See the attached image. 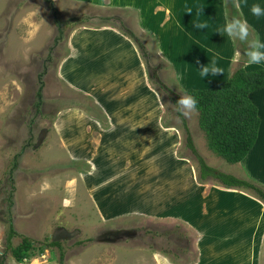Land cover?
<instances>
[{
  "label": "rangeland",
  "instance_id": "1",
  "mask_svg": "<svg viewBox=\"0 0 264 264\" xmlns=\"http://www.w3.org/2000/svg\"><path fill=\"white\" fill-rule=\"evenodd\" d=\"M239 3L237 9L233 0H0V264H264V201L248 189L238 188V193L221 189L212 179L199 181L197 159L186 145L187 130L207 164L255 182L237 163L208 148L197 112L184 118V127L175 111L179 95L199 89L203 79L195 56L190 55L195 52L188 48L182 61L186 69H176L160 50V40L169 42L170 37L180 45L192 35L198 36L197 41L205 33L217 38L216 28L233 16L247 21L252 34L264 43V32L254 30L256 20L264 28V16L253 17L245 7L264 8V0ZM71 19L76 21L74 27ZM184 19L188 24H183ZM195 23L207 27L197 29ZM113 35L114 48L109 49L104 45ZM116 35L133 47L128 53L134 55L138 69L130 60L127 67L116 62L112 52L121 44ZM225 36L243 53V45ZM232 66L218 78L230 77L237 69L258 70L238 62ZM40 73L42 100L36 110ZM137 74L139 89L132 80ZM250 94L256 106L261 96L253 99ZM151 99L161 109L153 125L148 117H139L150 111ZM256 108L259 119L260 107ZM147 124L152 131L144 133L153 138L142 133L131 137ZM156 124L167 130L161 140L156 137ZM135 137H142L133 147L136 151L118 153L119 147L129 149V139ZM111 147L110 172L116 176L112 174L92 195L81 174H88L96 186L105 175L90 173L97 169L101 152ZM178 163L193 167L189 178L199 189L194 202L198 207L189 220L183 199L176 206L168 203L173 185L180 186L175 183ZM259 183L264 191V182ZM230 193L228 199L234 196V207L239 209L233 214L237 222H253L262 229L256 233L253 227L250 232L251 245L246 246L250 257H237L244 251L241 238L226 251L231 255L199 257L204 249L208 256H222L226 250L225 236L215 233L214 220L200 227L202 235L191 225L203 213L221 220L229 201L224 195ZM243 200L245 204L240 203ZM10 225L15 234L8 242ZM22 237L31 239L35 247L51 241L61 247L44 246L18 262L6 245H17Z\"/></svg>",
  "mask_w": 264,
  "mask_h": 264
},
{
  "label": "crops",
  "instance_id": "2",
  "mask_svg": "<svg viewBox=\"0 0 264 264\" xmlns=\"http://www.w3.org/2000/svg\"><path fill=\"white\" fill-rule=\"evenodd\" d=\"M239 4L241 5V3H239ZM245 7H246V9H247V7H249L251 9L252 6H245ZM185 10H186V8H185ZM208 12H210L209 9H208ZM210 13H212V12H210ZM217 17L221 18V15L216 16L215 18L217 19ZM169 20H170V18H169ZM198 20H200V19H198ZM186 21H188V20H186ZM190 23H192V21H190ZM190 23H189V25H190ZM260 23L261 22L259 20H256V22L254 23V27H256L257 29H254V30H256L260 33L261 32L263 33L264 28L259 26ZM183 24H188V23H185V19L183 21ZM224 24H226V22H224ZM221 25L222 24H220L218 26V28H216V30H218V32L224 26V25H222V26ZM207 35H208L207 33L203 34L202 37H204V36L205 37H204V39H202V37H201V41H197L198 36L192 35L191 38L188 41H185L182 45H180L181 42H175V39H173L174 37H170L171 40L169 42L168 41L165 42V41L160 40L161 41L160 50L162 53L168 55V58H169L170 62L172 63L171 65L174 66L176 69H186L183 66L184 63H182V61H184L187 57L185 55H187L186 51L188 48L190 51L195 52V53H191L190 55L195 56V58H196L195 61H196L199 69L202 68V66L204 65L203 60H204V58H205L204 56L206 54L207 60H208L206 62L208 64H211L212 62H214L215 66L220 68L221 72L224 74L227 68H230V69L233 68L232 65L234 64V62H236V60H235V53L236 52L235 51H237L236 49H238V46L235 47L232 44V42L225 36V34L221 36L218 33V35L216 36L217 38H214V37L209 38V37H206ZM113 36L114 37L110 38V41L107 43L108 46H107V44L104 45L105 47H108L109 49L111 48L110 47L112 45L111 40H115V35H113ZM116 36L118 37L116 42L121 43V44L117 45L115 50L112 52V54L117 56V58H118L116 62H118V63L121 62L122 65L124 63V66L127 67V66H129L128 60H130V65L132 66V68L134 67V68L138 69L137 68L138 66L136 65V63L133 60L135 58L134 55H132V54L130 55L128 53L129 46H131V45L128 46V42L124 41L123 37H121L119 35H116ZM183 37L186 38V36H183ZM112 48H114V44L112 45ZM234 48H236V49H234ZM132 49H133V47H132ZM179 53L182 55H178ZM240 63H242V62H240ZM254 69H264V65L262 64V65L249 66V70H254ZM218 77H219V75H216V76L209 75L208 77H203V79H201V81L199 83L200 85H198V88H209V87L214 86L218 83H221V82H223L229 78V76L228 77H226V76L220 77V78H218ZM139 78L140 77L137 74V78H133L132 80H133V82L137 83L139 81ZM141 79H142V77H141ZM196 79H197L196 81H199L200 77L198 76ZM196 81L192 84V87H195L193 85H196ZM137 86H138V89L142 88L140 86L139 82H138ZM261 91H263V92L260 93ZM252 94H254V96L252 97L253 99H254L255 95L259 96V94H260V96H261L258 101L254 102V104L256 103V106L260 107L259 113H258L260 123H259L258 132H257V138L255 140L254 145L249 150V152L244 157V159L240 162H237V164H238L237 166L241 167V169H244L247 174H249L252 178H254V181L257 184L261 185L259 182H264V86L259 88V89H256L254 92H252L250 94V96ZM134 97L136 98L137 96L135 95ZM149 107H150V109H148V110H150V111H148L145 116L141 115L139 117H142V118L148 117L147 120L150 121L149 123H151L152 120H154V119H155V121L158 122L159 121V115L161 114V112H159V111H161V109H160L159 104L157 103V100L152 102V99H151V104ZM153 109L155 111H152ZM141 114H144V110L141 112ZM141 122H142V120L140 121L139 124H141ZM139 124H138V126H139ZM153 124H155V123L152 122L151 125H153ZM151 125L150 126L148 124L145 125L143 131L140 130L138 132V131L134 130L133 131L134 134L131 137L136 136V133H142V135L144 137L153 138L154 135H152L150 133H144V132L152 131V129L150 128ZM155 127H157L156 128L157 132H155V131L154 132L158 135L156 137L158 138V140H161L164 137L167 130L163 129V127H159L157 124L155 125ZM167 128H168V126H167ZM140 140H142V137H139V140L136 139V137L130 138L129 139L130 148L126 149V151H124L123 148L119 147L118 153L120 151L126 152L125 155H127V152L130 153L131 151H133V152L136 151L137 149H133V147H135L136 143H138ZM116 145L117 144H114L113 149H115ZM79 148H81L82 150L88 149L87 147H84V146L83 147L79 146ZM113 149L111 147V148L105 149L101 152L100 156L102 158L97 163V166H96L97 169L94 168L95 170L94 171L92 170L93 172L90 173V175L92 174L94 177V176L101 175L100 172L103 171V175H105L99 180V182L97 181L96 186L94 185V183H92L91 177L88 174H86V173L81 174V176H83V179L88 183V185H89L88 191H90L92 193V195H96L98 193L97 192L98 188L100 186L102 187V184L105 183V181H109L111 179L112 174L114 176H116L115 172H112V173L110 172V170L112 169V164H111V161H109L111 159L109 156H110V153L113 152ZM142 151L143 150L140 151V154ZM121 155H123V157H125L124 153H121ZM95 164H96V161H95ZM177 170L180 173H175V183H176V181L180 182V186L176 187L177 185H173L174 187H173V189H171V191H174V194H172V192H171V197L169 195L168 203L171 206L174 204L176 206L177 204H181V199H183V207L187 210V215H188V216H186V218L189 220V214L192 217V215L195 213V211H193L192 209L195 207H198V204L194 203V202H197V199H199V195L197 193V192H199V189L196 186L192 185V180L189 178L190 176H192L193 171H194L192 166H188L184 163H178ZM105 171L109 172V174H107ZM111 171H113V170H111ZM233 175H235V174H233ZM235 176L239 177V175H235ZM173 178H174V175H173ZM239 178H241V177H239ZM170 179H172V176H170ZM255 182H253V183H255ZM223 187H224V189L226 188L223 185L220 188L223 189ZM169 188H170V185H169ZM225 190H230L232 192L236 191L238 193L241 192L238 188H226ZM169 192H170V190H169ZM88 194L90 195V193H88ZM232 194L233 193L225 194L224 196L228 199V197ZM233 197L231 196L230 197L231 199H228L229 201L226 204H224V205H226V212H225L224 217L221 218V220H217L215 218H209L208 215H205V213H203V215H202L203 217L201 218V220L199 221V217H198V219L196 218L197 221L196 222L194 221L193 224L191 225L192 227H194L193 229L195 231L198 230L197 231L198 234L199 233L201 234V232H199V231L200 230L202 231V228H200V227L205 228V226H207L209 223H212L211 220H214L215 229H217V230H215V233H222L225 236V239H222V243H224L223 246L226 247V250L225 249L223 250L222 256H219L218 254L208 256V252L204 249L203 253H201L199 257H226L227 255H231V254H228L226 251H228V249H230L232 247H236L233 245L235 242H240L239 238L242 239L243 244L245 246H244L243 253L237 254V257H250V256H248V253L246 251V246H249V244L251 245V234H250V232L252 231L253 227L255 228L254 232H256V233L260 229H258V228L256 229L253 222H251V223L248 222L247 224H241V225L239 224V222H237V218H236V216L233 217V214H238L239 209H238V207L237 208L234 207V203H233L234 201H232ZM218 199H219V197L217 198V200ZM240 203L245 204V201L244 200L240 201ZM238 206H239V204H238ZM188 208H190L191 210H189ZM213 212H216V211H213ZM229 214H231L230 215L231 217L228 216ZM213 217H215V215ZM250 224L252 226H249ZM243 230H246L245 233L242 232ZM235 239H238V240H235ZM202 249H203V247H202ZM237 251L240 252L238 249H237ZM249 253H252V252L249 251ZM162 257H164V256H162ZM235 261L239 262L240 260L235 259ZM242 262L240 264H242ZM222 263L225 264L223 261H222Z\"/></svg>",
  "mask_w": 264,
  "mask_h": 264
},
{
  "label": "trees",
  "instance_id": "3",
  "mask_svg": "<svg viewBox=\"0 0 264 264\" xmlns=\"http://www.w3.org/2000/svg\"><path fill=\"white\" fill-rule=\"evenodd\" d=\"M72 26L76 21L72 20ZM39 87L36 91V110H39L42 100V73L38 76ZM264 86V69L246 72L237 69L227 80L209 88L188 89L187 93L197 100V116L199 129L206 138L207 146L216 155L229 163H237L244 159L255 143L259 119L257 108L249 99V93ZM178 115H180L178 113ZM181 119L186 127L184 117ZM186 145L197 159V177L199 181L212 179L228 188L248 189L260 200L264 201L263 189L246 179L230 173H224L207 164L197 153L192 138L186 130ZM8 238L14 236L12 226L8 228ZM9 242V241H8ZM57 246V241L35 247L33 241L22 237L17 245H6L7 250L18 262L30 257L35 250L42 251L44 246ZM170 254L169 250L161 249Z\"/></svg>",
  "mask_w": 264,
  "mask_h": 264
},
{
  "label": "clouds",
  "instance_id": "4",
  "mask_svg": "<svg viewBox=\"0 0 264 264\" xmlns=\"http://www.w3.org/2000/svg\"><path fill=\"white\" fill-rule=\"evenodd\" d=\"M234 6L239 9V0H233ZM191 13V10L188 11ZM251 13L255 17L264 16V8L260 5L254 4L251 7ZM195 28L204 29L207 27L206 23H195ZM221 36L226 34L233 41L238 42L244 46L243 53L237 49L235 53L236 62H242L245 66L262 65L264 64V43L260 39L253 35L250 31L247 21L242 20L240 17L233 16L224 27L218 32ZM222 74L221 69L215 66V63L202 66L200 75L202 77H208L209 75L216 76ZM160 102L163 105L161 98ZM175 111L182 115L184 118H190L197 111V100L190 95H179V98L175 102ZM69 202L66 200L65 204ZM2 255V253H0Z\"/></svg>",
  "mask_w": 264,
  "mask_h": 264
}]
</instances>
